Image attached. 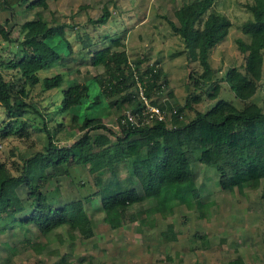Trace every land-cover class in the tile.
<instances>
[{
	"label": "trees",
	"instance_id": "trees-1",
	"mask_svg": "<svg viewBox=\"0 0 264 264\" xmlns=\"http://www.w3.org/2000/svg\"><path fill=\"white\" fill-rule=\"evenodd\" d=\"M48 1L0 0V12H13L16 6L28 11L38 7L46 9ZM213 2L182 1L173 11L174 18L163 17L170 31L183 41V49L169 56L183 53L189 61H197L201 71L196 74V69L191 68L189 82L197 87L209 83L207 94L216 97L220 83L219 79L212 80L214 69L209 55L216 43L226 37L232 23L226 15L210 10ZM247 7L253 18L245 21L241 29L249 35V40L236 39L237 48L244 55L243 71L232 65L221 78L243 101L241 108L218 98L209 109L204 112L195 110L192 118L180 124L185 108H192V102L201 99V94L191 92L182 104H163L168 109L175 107L176 112L169 110L166 120L152 123H121L122 113L115 129L101 117L85 113L80 117L73 113L71 126L77 128L78 134L65 145H59L54 137L63 123L52 117L56 124L49 130L48 104L43 105L40 99L35 100L31 95L36 84H40L44 91L60 86L65 80L61 72L42 79L38 75V71L58 63L61 53L50 44L47 50L41 49L24 35L34 21L20 23L15 35L11 31L13 23L10 18L0 21V39L8 43V46H0V106L8 116V120L0 125V139L10 134L25 138L29 135L28 127L46 133V142L41 149L19 154L20 165L10 167L0 160V233L20 228L23 241L29 246L35 244L28 233L49 240L52 230L61 226L88 238L93 229L85 200L94 195L99 198L109 226L117 228L141 217L140 210L130 207L139 204L143 198L155 200L153 207L161 213L183 204L187 208L195 206L199 210L198 216L205 217L203 208L206 203L200 200L201 188L207 184L212 186L215 177L219 190L237 188L243 192V189H257L264 180V106L249 99L261 86L264 0H254ZM110 15L105 5L100 15L90 19L97 25L104 24ZM54 35L59 36L65 56L75 58L71 57L67 38L59 33ZM11 43L16 45L15 49L10 47ZM91 43L87 36L81 39L80 47L85 48ZM144 61L143 58L129 61L125 50H113L105 57L95 50L87 63L103 65V72L94 78L100 87V95L108 99V105L122 107L126 104L136 112L142 107L138 96L140 87L152 103H159L155 96L170 81L159 58L146 67ZM63 94L56 111L72 110L90 97L87 85L75 79L68 81ZM168 94L172 96L171 91ZM30 111L44 118L41 126L25 117ZM110 136L114 138L108 142ZM209 175L213 178L211 182ZM62 176L70 177L79 187L88 186L91 191L71 201L51 199L48 186L56 184ZM196 178L200 182L198 185ZM54 188L57 190L56 185ZM153 207L146 208L144 213L148 214ZM193 238H204V235L194 233ZM203 244L205 242L190 248L197 249ZM227 264L246 263L240 257H233Z\"/></svg>",
	"mask_w": 264,
	"mask_h": 264
},
{
	"label": "rangeland",
	"instance_id": "rangeland-1",
	"mask_svg": "<svg viewBox=\"0 0 264 264\" xmlns=\"http://www.w3.org/2000/svg\"><path fill=\"white\" fill-rule=\"evenodd\" d=\"M182 1L189 0H49L46 9L38 7L28 11L16 6L13 12H0V21L10 18L13 23L12 34H17L20 23L34 21L24 35L41 49L47 50L50 44L61 53L58 63L38 71V75L42 79L57 72L64 73L62 84L44 91L40 84H36L31 91L33 99H40L43 105L48 104V116L38 106L45 116L51 118L47 120L48 129L52 130L56 124L52 117L63 123L54 135L59 145H65L78 134L77 128L71 126L73 113L80 117L84 113L101 117L107 125L117 129V118L129 109L126 104L111 107L108 99L100 95L94 76L101 74L104 67L87 63L95 50L104 57L113 50H125L129 61L145 59V67L159 58L170 81L156 94L158 102L182 104L189 93L201 94L200 101L192 102V108H185L180 124L192 118L195 110L204 112L209 109L218 98L233 103L237 108L243 106V101L221 78L232 65L243 71L244 55L238 50L236 39L249 40V35L243 33L241 27L253 18L247 4L254 0H214L210 9L226 15L232 23L226 37L216 43L209 55L214 69L212 80L219 79L220 83L216 97L207 94L209 83L197 87L189 82L191 68L196 69V74L201 71L197 61H189L183 53L169 56L183 49V41L170 31L163 15L174 18L173 11ZM105 5L111 12L107 22L93 23L90 18L100 15ZM54 33L67 38L71 57L76 60L65 56L63 44ZM87 36L92 43L85 48L80 47L81 39ZM0 46H8V43L0 39ZM10 47L15 49L16 45L11 43ZM6 77L9 78V75L6 74ZM70 79L87 85L90 97L72 110L56 111ZM170 91L172 96L168 94ZM249 100L264 106V62L261 86ZM25 117L32 118L37 126L44 121L34 111L25 114ZM7 120L6 110L0 106V125ZM27 131L29 135L25 138L10 134L0 139V160L8 166L20 165L21 152L41 149L46 142L44 131L33 127H28ZM113 138L110 136L108 142ZM209 177L211 182L213 178ZM196 183L200 184L197 178ZM215 183L201 188L200 200L206 203L203 208L205 217L198 216L199 210L195 206L187 208L183 204L161 213L154 209L155 200L143 198L139 204L130 207L140 210L141 217L117 228H111L107 223L99 198L89 196L85 200V209L92 219V236L84 238L67 226H61L52 230L49 240L42 235L28 233L35 244L29 246L23 241L20 228L6 230L0 233V264H227L228 259L233 257L242 258L246 264H264V180L257 189H243V192L237 188L219 190ZM55 185L57 190L54 188V191L52 188ZM48 187L51 199L60 202L80 198L91 191L88 186H77L67 176L59 177L56 184ZM152 207L148 214L144 213L146 208ZM194 233L202 234L204 238L195 239ZM204 242L197 249L190 248ZM37 243L43 247L40 248Z\"/></svg>",
	"mask_w": 264,
	"mask_h": 264
},
{
	"label": "built area",
	"instance_id": "built-area-1",
	"mask_svg": "<svg viewBox=\"0 0 264 264\" xmlns=\"http://www.w3.org/2000/svg\"><path fill=\"white\" fill-rule=\"evenodd\" d=\"M138 96L142 103L141 109L136 112H132L130 109L125 110L123 116L120 118L121 123H129L132 125L152 123L156 120H166L169 110H171L172 113L176 112L175 107L172 109L166 108L163 105L164 102L152 103L151 99L144 95L141 87L138 89ZM164 98L163 100H165Z\"/></svg>",
	"mask_w": 264,
	"mask_h": 264
}]
</instances>
